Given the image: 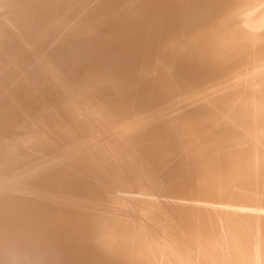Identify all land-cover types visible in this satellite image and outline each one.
I'll return each mask as SVG.
<instances>
[{
  "label": "bare ground",
  "instance_id": "bare-ground-1",
  "mask_svg": "<svg viewBox=\"0 0 264 264\" xmlns=\"http://www.w3.org/2000/svg\"><path fill=\"white\" fill-rule=\"evenodd\" d=\"M0 264H264V0H0Z\"/></svg>",
  "mask_w": 264,
  "mask_h": 264
}]
</instances>
